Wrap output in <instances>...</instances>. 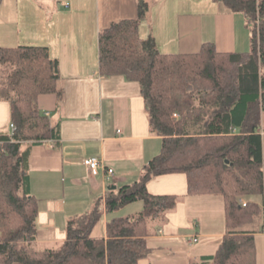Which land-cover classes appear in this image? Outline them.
Segmentation results:
<instances>
[{
	"label": "trees",
	"instance_id": "16d2710c",
	"mask_svg": "<svg viewBox=\"0 0 264 264\" xmlns=\"http://www.w3.org/2000/svg\"><path fill=\"white\" fill-rule=\"evenodd\" d=\"M216 1L245 16L248 50L220 51L203 42L195 52L162 53L153 36L138 33L146 0H137L135 17L98 30V71L138 83L148 127L161 144L137 180L107 189L88 211L68 218L57 247H32L38 199L29 191V146L21 145L58 136V125L37 103L40 94H61L59 63L44 45L0 46V100L8 103L14 125L0 131V264H137L150 252L146 236L178 199L150 193L147 181L175 172L185 174L187 194L223 199L225 233L197 264H256L254 232L264 231V0ZM256 194L262 204L247 199ZM137 199L139 211L108 218L105 236L91 234L102 203L112 212Z\"/></svg>",
	"mask_w": 264,
	"mask_h": 264
},
{
	"label": "crops",
	"instance_id": "0c3cea01",
	"mask_svg": "<svg viewBox=\"0 0 264 264\" xmlns=\"http://www.w3.org/2000/svg\"><path fill=\"white\" fill-rule=\"evenodd\" d=\"M146 1L138 33L153 36L162 53L195 52L203 42H212L220 51L250 47L245 16L225 10L216 0ZM136 2L0 0V46L44 45L59 63L61 94H40L37 103L58 125V136L21 145L29 146V191L38 199L37 241L62 242L68 218L88 211L113 185L137 180L160 149L161 137L148 127L138 83L98 71V30L135 17ZM9 119V105L0 100V131L10 130ZM260 121L264 157V110ZM89 156L102 159L113 174L103 168L92 174L82 162ZM186 184L181 172L147 181L150 193L176 194L178 199L146 236L150 252L137 264H197L216 250L226 230L223 199L214 193L187 194ZM248 198L262 204L260 194ZM141 206L137 199L106 212L102 203L103 228L92 235L105 236L108 218L132 215ZM254 241L256 264H264V231L254 232Z\"/></svg>",
	"mask_w": 264,
	"mask_h": 264
},
{
	"label": "built area",
	"instance_id": "2783aa9c",
	"mask_svg": "<svg viewBox=\"0 0 264 264\" xmlns=\"http://www.w3.org/2000/svg\"><path fill=\"white\" fill-rule=\"evenodd\" d=\"M261 109L264 110V104L261 105ZM174 117L177 116L176 113H172ZM9 127H10V131L14 129V125L13 123H9ZM260 132H262V130H260ZM83 164H85L87 166V168L89 169V171L93 174L97 171L98 168H103L104 171H106L108 174L112 175L113 174V170L110 169V167H106L103 160L95 157V156H89V157H84L82 160ZM240 202L242 204L246 203V201L243 198L239 199ZM245 205V204H244ZM196 238H194L195 240Z\"/></svg>",
	"mask_w": 264,
	"mask_h": 264
},
{
	"label": "rangeland",
	"instance_id": "374dc122",
	"mask_svg": "<svg viewBox=\"0 0 264 264\" xmlns=\"http://www.w3.org/2000/svg\"><path fill=\"white\" fill-rule=\"evenodd\" d=\"M244 200H246L245 197H242ZM103 217H101L98 222L95 223V227L94 229L92 230L91 234H101V231H102V228H103V220H102ZM152 224L151 225H155L156 223L154 222H151ZM259 223V222H258ZM149 226H150V223H149ZM60 243H49V242H40V241H33L32 242V247L39 250V249H42L44 248L45 246H55L57 247Z\"/></svg>",
	"mask_w": 264,
	"mask_h": 264
},
{
	"label": "water",
	"instance_id": "95a60500",
	"mask_svg": "<svg viewBox=\"0 0 264 264\" xmlns=\"http://www.w3.org/2000/svg\"><path fill=\"white\" fill-rule=\"evenodd\" d=\"M113 188H115V186H114V185L111 187V189H113Z\"/></svg>",
	"mask_w": 264,
	"mask_h": 264
}]
</instances>
